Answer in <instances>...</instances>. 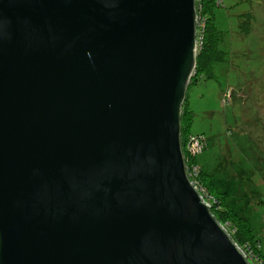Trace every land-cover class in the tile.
<instances>
[{
	"label": "water",
	"instance_id": "water-1",
	"mask_svg": "<svg viewBox=\"0 0 264 264\" xmlns=\"http://www.w3.org/2000/svg\"><path fill=\"white\" fill-rule=\"evenodd\" d=\"M197 0H0V264H250L190 182Z\"/></svg>",
	"mask_w": 264,
	"mask_h": 264
},
{
	"label": "rangeland",
	"instance_id": "rangeland-1",
	"mask_svg": "<svg viewBox=\"0 0 264 264\" xmlns=\"http://www.w3.org/2000/svg\"><path fill=\"white\" fill-rule=\"evenodd\" d=\"M222 1L215 22L228 55L213 78L189 88V130L205 137L198 164L233 212L249 221L264 253V0ZM248 12L255 19L245 35L241 16Z\"/></svg>",
	"mask_w": 264,
	"mask_h": 264
},
{
	"label": "trees",
	"instance_id": "trees-1",
	"mask_svg": "<svg viewBox=\"0 0 264 264\" xmlns=\"http://www.w3.org/2000/svg\"><path fill=\"white\" fill-rule=\"evenodd\" d=\"M222 0H197L198 14V30L197 39L199 49L196 59V73L191 80V86L199 84L202 80L213 78L214 69L217 64L226 62L228 53L222 48L223 33L219 30L215 22V8L220 7ZM251 12L241 16L244 23L243 34L248 35L251 29V23L254 21ZM230 97L233 98V91L226 95L224 102ZM193 111H191L187 99L182 109L181 120V143L186 159H189L190 165L195 167L192 169L194 173L193 181L199 190L210 199L212 205L211 212L217 221L231 235L234 242L241 247L246 253L252 264H264V253L261 250V243L253 234V229L249 221L242 215L233 212L229 204L226 202L225 194H220L215 188V184L211 178L203 172L202 167L197 162V155L188 157L186 155L185 146L189 137H193L194 141H199L203 146L202 152L207 148V141L203 135H192L190 133V125L193 119ZM201 153V152H200Z\"/></svg>",
	"mask_w": 264,
	"mask_h": 264
},
{
	"label": "built area",
	"instance_id": "built-area-1",
	"mask_svg": "<svg viewBox=\"0 0 264 264\" xmlns=\"http://www.w3.org/2000/svg\"><path fill=\"white\" fill-rule=\"evenodd\" d=\"M198 23H197V30H198ZM198 49H199V42L197 39V52H198ZM202 150H203V146L201 145V143L199 141H194V138L192 136L188 138V140L186 141V146H185V151L187 152L186 155L188 157L190 156V154L197 155L198 153L202 152ZM183 155H184V160H185V167H186L187 176H188L190 182L192 183L194 188L199 192L203 201L212 209L210 199L206 198L205 195H203V193L199 190V188L195 185V183L193 181L194 173L192 172V169H195V167H192L190 165V161H188L189 159H186L184 152H183ZM239 248L241 249L240 246H239ZM241 251L244 253L246 258L248 259L246 253L242 249H241ZM248 261H249V259H248ZM249 263L252 264L250 261H249Z\"/></svg>",
	"mask_w": 264,
	"mask_h": 264
}]
</instances>
